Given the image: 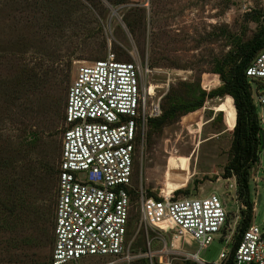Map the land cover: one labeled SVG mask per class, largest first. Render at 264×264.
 I'll use <instances>...</instances> for the list:
<instances>
[{"label": "rangeland", "instance_id": "rangeland-1", "mask_svg": "<svg viewBox=\"0 0 264 264\" xmlns=\"http://www.w3.org/2000/svg\"><path fill=\"white\" fill-rule=\"evenodd\" d=\"M263 30L264 0H0V264H50L68 90L78 67L109 55L140 63L145 85L162 97L135 162L138 192L127 238L130 255L141 256L131 264H197L159 253L162 242L143 220V200L216 194L234 224L245 211L239 171L246 172L250 199L260 195L264 232V162L260 156L249 167L247 138L237 140L244 118L237 132L224 94L241 46ZM43 71L47 80L32 86ZM249 90L260 119L264 80L250 79ZM222 104L230 109L217 110ZM154 225L170 229L167 220ZM236 235L226 242L217 234L199 258L215 264ZM161 236L170 243L171 235ZM183 245L198 250L189 240Z\"/></svg>", "mask_w": 264, "mask_h": 264}, {"label": "built area", "instance_id": "built-area-1", "mask_svg": "<svg viewBox=\"0 0 264 264\" xmlns=\"http://www.w3.org/2000/svg\"><path fill=\"white\" fill-rule=\"evenodd\" d=\"M245 74L251 80H264V52ZM145 75L140 63L118 61L114 55L77 68L64 111L50 264H79L93 256L107 259L99 264H131L141 256L130 255L127 238L132 193L138 192L135 162L149 121L161 114L162 98L150 94ZM258 103L264 111V93ZM260 122H264L262 118ZM260 156L258 153L259 162ZM253 206L252 223L241 233L234 250L233 242L215 264H264L257 199ZM142 212L143 220L160 237L171 235L170 243L159 237V253L181 255L197 264H207L198 254L217 234L231 242L241 219L238 215L230 224L229 213L216 194L145 199ZM163 220L169 222L168 232L154 225ZM187 240L198 246L195 253L183 250L181 245ZM148 246L151 250L150 243Z\"/></svg>", "mask_w": 264, "mask_h": 264}, {"label": "trees", "instance_id": "trees-1", "mask_svg": "<svg viewBox=\"0 0 264 264\" xmlns=\"http://www.w3.org/2000/svg\"><path fill=\"white\" fill-rule=\"evenodd\" d=\"M264 48V30L255 36L249 43L244 44L240 48V53L238 59L232 64L230 68L229 78L225 82V95L231 97V102L233 105L232 108V117L233 122L236 117V130L241 125V120L244 118L245 128L241 131V137L237 136V140L241 139L244 135L246 136V149L248 150V165L253 162L258 161V152L261 145V122L257 115L256 108L253 104L252 95L249 90V78H247L245 71L248 66L253 62V60L261 53L260 51ZM36 76V80L32 81V86L35 84L38 86L43 81L47 79V72L43 71ZM41 81V83L38 81ZM223 94V95H224ZM221 96V94H219ZM224 95V96H225ZM152 121V120H151ZM160 121V120H159ZM235 130V131H236ZM240 137V138H239ZM238 143V141H237ZM240 143V142H239ZM239 152V151H238ZM247 165V168H248ZM239 169L240 167L237 166ZM238 182H239V191L243 195V201L245 204V211H242L240 214V221L237 227V235L235 240V245L232 250H234L236 243L239 241L241 233H243L253 221V201L250 199L249 195V186L248 179L246 177V172H238Z\"/></svg>", "mask_w": 264, "mask_h": 264}, {"label": "water", "instance_id": "water-1", "mask_svg": "<svg viewBox=\"0 0 264 264\" xmlns=\"http://www.w3.org/2000/svg\"><path fill=\"white\" fill-rule=\"evenodd\" d=\"M262 119L264 121V111L262 112ZM238 150V144L235 148V152ZM259 154H261V157L263 159V162H264V132L262 131L261 132V145H260V150L258 152ZM260 203V195L257 196V205ZM261 215H262V212L261 214L257 217V223L260 221L261 219Z\"/></svg>", "mask_w": 264, "mask_h": 264}, {"label": "bare ground", "instance_id": "bare-ground-1", "mask_svg": "<svg viewBox=\"0 0 264 264\" xmlns=\"http://www.w3.org/2000/svg\"><path fill=\"white\" fill-rule=\"evenodd\" d=\"M147 87V86H146ZM149 89V92L150 94H153V91H154V85H151L150 84V87H147ZM229 104V103H228ZM230 109V105H225V104H222L220 105L219 107H217V110L219 111H226V110H229Z\"/></svg>", "mask_w": 264, "mask_h": 264}, {"label": "crops", "instance_id": "crops-1", "mask_svg": "<svg viewBox=\"0 0 264 264\" xmlns=\"http://www.w3.org/2000/svg\"><path fill=\"white\" fill-rule=\"evenodd\" d=\"M258 212V211H257Z\"/></svg>", "mask_w": 264, "mask_h": 264}]
</instances>
